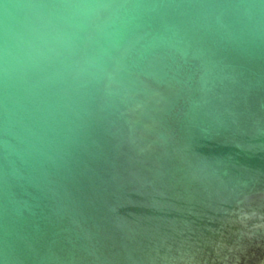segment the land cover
<instances>
[{
    "label": "water",
    "instance_id": "1",
    "mask_svg": "<svg viewBox=\"0 0 264 264\" xmlns=\"http://www.w3.org/2000/svg\"><path fill=\"white\" fill-rule=\"evenodd\" d=\"M0 264H264V0H0Z\"/></svg>",
    "mask_w": 264,
    "mask_h": 264
}]
</instances>
